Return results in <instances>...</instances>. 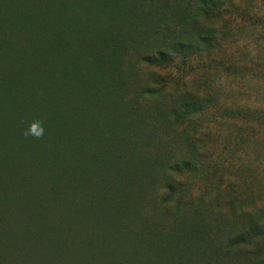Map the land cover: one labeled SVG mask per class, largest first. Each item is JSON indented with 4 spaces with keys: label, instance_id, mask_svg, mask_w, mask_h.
Wrapping results in <instances>:
<instances>
[{
    "label": "rangeland",
    "instance_id": "obj_1",
    "mask_svg": "<svg viewBox=\"0 0 264 264\" xmlns=\"http://www.w3.org/2000/svg\"><path fill=\"white\" fill-rule=\"evenodd\" d=\"M24 1L29 10H36L37 0H20ZM39 1L44 6L51 0ZM52 1L58 7L51 28L62 37L67 35L77 44L73 38L98 42L103 36L109 20H103L107 17L101 7H94L99 0ZM136 1L140 2L133 6L136 12L145 10L169 22L179 18V11L163 0ZM6 3L10 10L14 4L23 8L19 0ZM237 5L225 8L219 18L221 49L177 59L169 68L145 66L137 71L144 78L156 75L159 81L186 82L202 102L201 112L186 117L185 124L191 135L208 143L203 170L185 173L183 186L173 195L161 191L157 183L164 169L158 146L161 140L172 144L173 136L149 132L138 148L150 163L143 194H131L123 206L96 200L93 210L85 196L98 198L99 192L86 185L54 187L52 169L29 161L22 175L0 177V264H182L184 252L197 254L185 264H204L214 252L204 242L188 246L185 241L179 248L171 243L175 235L189 240L195 230L222 240L247 239L209 264H257L264 257V121L255 120L264 117V75L259 73L264 67V0H240ZM64 22L75 28V36L63 32ZM4 30H0V43L8 34ZM126 93L133 98V90ZM5 109L13 111L11 106ZM232 210L238 218L229 221L219 215L230 216ZM247 213L259 214L252 228L244 225Z\"/></svg>",
    "mask_w": 264,
    "mask_h": 264
},
{
    "label": "trees",
    "instance_id": "obj_2",
    "mask_svg": "<svg viewBox=\"0 0 264 264\" xmlns=\"http://www.w3.org/2000/svg\"><path fill=\"white\" fill-rule=\"evenodd\" d=\"M7 1L16 0H0V10L4 8L0 30L5 27L8 32L0 43L2 179L22 175L27 162L33 161L40 168L52 169L54 187L86 185L99 192L98 198L85 196L90 209L94 210L96 200L123 206L131 194H143L150 163L138 154V148L147 133L158 131L173 136L172 144L161 140L158 146L164 169L157 183L161 191L173 195L183 186L185 173L203 170L208 143L191 135L185 124L186 117L201 112L202 102L186 82L159 81L156 75L144 78L137 71L145 66L169 68L177 59L185 61L221 49L219 18L225 8L238 7L240 0H163L179 11V18L172 22L145 10L134 11L133 6L140 4L136 0H99L94 7L105 11L103 20L109 24L103 36H97L98 42L73 38L77 44L51 28L58 7L54 1L42 6L37 0L35 11L20 0L18 6L23 8L16 9L14 4L10 10ZM239 15L245 18L242 11ZM62 25L64 33L75 36L72 25ZM78 25L86 28L84 23ZM21 42L26 45L20 47ZM132 52L135 56L129 55ZM259 73L264 75V67ZM131 90L133 98L126 95ZM37 120L43 122V138L25 137V130ZM255 120L264 121V117ZM128 157L133 161H127ZM219 215L229 221L238 218L236 210L230 216ZM257 216L247 213L244 225L252 228ZM214 235L195 230L189 240L175 235L171 243L179 248L185 241L188 246L204 242L214 250L204 262L209 264L210 259L218 261L226 250L247 240L240 236L222 240ZM182 254V264L191 263L197 255ZM257 264H264V257Z\"/></svg>",
    "mask_w": 264,
    "mask_h": 264
},
{
    "label": "clouds",
    "instance_id": "obj_3",
    "mask_svg": "<svg viewBox=\"0 0 264 264\" xmlns=\"http://www.w3.org/2000/svg\"><path fill=\"white\" fill-rule=\"evenodd\" d=\"M43 122L42 121H35L33 122L27 130L23 133L25 137L32 136L36 139L43 138L44 135V128H43Z\"/></svg>",
    "mask_w": 264,
    "mask_h": 264
}]
</instances>
